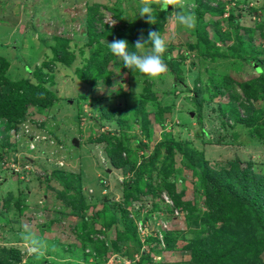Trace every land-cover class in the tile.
<instances>
[{
  "label": "rangeland",
  "instance_id": "rangeland-1",
  "mask_svg": "<svg viewBox=\"0 0 264 264\" xmlns=\"http://www.w3.org/2000/svg\"><path fill=\"white\" fill-rule=\"evenodd\" d=\"M206 1L215 6L226 5L224 14L211 16L207 12L206 17L199 19L196 0H182L184 10L195 13V27L189 29L177 22L179 5L176 9L170 6L164 19L161 34L168 40L167 50L171 52V60H175L173 67L181 73L179 77L183 80H180L173 74V67L165 57L167 71L159 78L151 79L138 70L126 71L121 59L109 49V42L115 40L113 34L100 37L85 33L89 8L95 4L100 8L103 6L102 16L95 22L99 29L103 25L110 29L121 25L115 18V6L124 10L128 22H146V18L139 16L141 0H0V56L8 63L5 75L12 80L28 77L36 82L35 71L42 66L54 77L55 84L50 87L58 92L51 106L41 109L30 106L29 117L8 132L11 145L0 147V248L20 249L22 260L18 264H147V261L139 263L143 257L135 240L125 244L120 242V250L110 249L99 258L85 255V252L95 253L105 237L97 233L95 237L99 238L88 240L86 248L78 230L82 225L87 229L100 228L101 224L91 219L93 213L102 207L104 195L110 194L113 201H120L123 198L122 183L134 176L133 171L123 173L122 169L111 167L106 155L107 142L98 141L102 134L112 135L118 141L123 140L124 144L127 142L137 164L141 163V154H151L167 134L178 141H193L198 151L203 152L216 168L238 156L242 158L243 166L251 159L255 162L254 170L264 173V147L258 144V139L249 138L245 129L234 133L233 128L224 127L218 117L219 102H228L229 98L219 100L216 97L206 101L200 119L192 93L197 84L205 87L212 78L227 75L237 81H249L264 71V36L259 26L264 23V0ZM149 2L152 10L153 4L155 7L160 5L155 0ZM236 3L248 10L254 8V12L245 13L241 18L244 26L255 27L253 36L244 28L240 33L245 41H252L253 47L261 49L259 57H252L249 61L235 57L215 61L203 58L201 53L207 46L205 42L201 49L191 47V43L201 41L198 27H205L210 41L224 49L229 50L237 41L228 21L231 7ZM215 20L217 22H213ZM219 31L223 34L221 38ZM59 37L68 38V48L75 52L76 59L71 65L55 60L54 47ZM100 42L105 46L102 50L98 48ZM151 47L146 44L145 51ZM105 53L112 56L110 72L106 71L97 82H85L77 68L85 65V58L102 57ZM254 64L262 67H254ZM232 91L227 89L223 95ZM146 92L154 93L156 97H147L142 104V95ZM254 104L256 108L264 109V99L254 100ZM201 127L206 133L199 132ZM147 128L151 130L150 138ZM4 129L3 126L0 128V141L4 139ZM75 137L80 140L79 146L73 142ZM29 145L32 151L26 149ZM176 158L180 160L181 157L177 155ZM18 165L20 169L14 171ZM54 170L81 176L82 181L76 185H82L94 204L87 209L86 219L72 216L70 209H65L57 195L65 188L59 180L52 178L49 183L45 180ZM103 181H107V186L103 187ZM194 181V176L187 173L184 184L176 181V192L184 191L181 200L192 201L202 213H206L208 209L196 195ZM9 193H13V197L6 202ZM166 196L169 197L168 192L164 191L156 197L146 192L142 199L132 203V214L140 212L142 217L155 204L163 208L155 210L142 230L139 228L142 248L151 252L150 244L143 238L148 234L155 235L158 228L163 229L164 220L165 229L172 230L176 238L172 249L162 254L154 253L153 262L148 264H195L192 251L187 247L190 240L198 233H204L212 238L210 241L217 243L218 232H210L208 226L189 224L188 211L176 202L179 196L172 197L169 204ZM19 199L23 202L21 208L16 204ZM222 224H218V230ZM107 230L109 244L116 239L117 232L112 226ZM234 234L236 238L243 237ZM161 235L163 237L164 233ZM262 257L264 259V253Z\"/></svg>",
  "mask_w": 264,
  "mask_h": 264
},
{
  "label": "trees",
  "instance_id": "trees-1",
  "mask_svg": "<svg viewBox=\"0 0 264 264\" xmlns=\"http://www.w3.org/2000/svg\"><path fill=\"white\" fill-rule=\"evenodd\" d=\"M196 3L199 19L206 17L207 12L211 16H215V14L223 15L226 9L224 4L215 6L206 0H196ZM153 6L152 13L155 17V24L140 21L136 23L128 22L124 10L119 6H115V18L120 20L121 25H117L115 29L103 25L99 29L95 22L98 17L100 19V16H102L100 11L103 6L100 8L98 4H95L94 7L89 8L88 27L85 33L100 37L113 34L115 39H127L129 50L135 51L133 45L141 31L146 39L150 29L162 33L164 19L169 9L164 11L161 7H157L160 6L158 4L156 7L154 4ZM249 8L251 11L241 4L231 7L228 21L230 27L235 31L237 41L231 45L229 50L216 46L215 41L211 42L205 27H198V39L201 41L191 43V47L201 49L203 42H205L207 46L202 48L203 53H201V56L209 58L210 61L227 57L239 58L242 61H249L252 57L257 59L261 49L257 50L253 47L252 41H245L240 33L242 28L247 30L251 36L255 32V27L244 26L241 21L243 14L254 12V8ZM213 22H217V20ZM259 26L261 27V35L264 36V23ZM221 35L223 34L219 31L218 36ZM57 39L58 43L54 47L55 60L71 65L76 59V55L68 48L69 39L60 37ZM103 44L100 42L98 46L100 50L104 49ZM147 45L152 46L150 43ZM109 53H105L102 57L89 56V58H85V65L77 68L78 74L85 82H97L106 71L110 72L109 64L112 56ZM170 53L167 50L164 57L169 62V66L173 67L175 60L169 58L171 57ZM7 65V61L0 56V128L2 126L5 128L4 139L0 141V147L11 145L8 132L29 117L30 106L39 109L46 108L51 106L58 97V92L50 87V84H55L54 77L44 67H37L35 71L37 81L34 82L28 77L20 80L8 78L4 73ZM45 65L51 68L50 64L45 63ZM122 65L124 70L132 71L124 67L123 61ZM255 66L262 67L257 64H254ZM172 69L173 74L178 79L183 80L182 77H179V74H181L179 70L174 67ZM227 89L233 91L230 94L223 95ZM238 89L243 95L239 93ZM192 93L194 94L193 99L196 102L200 119L206 101H212L216 97L219 100L228 97V102H219L217 107L218 117L221 118L222 125L233 128L234 133L240 129L247 130L249 138L254 136L258 139V144L264 147V109L256 108L254 104V100L264 99V71L249 81H237L227 75H222L221 78L215 80L212 78L205 87L201 86L200 83L197 84L192 89ZM142 96L144 97L140 102L142 104L147 97H156L151 92L143 93ZM146 132L150 138L149 132L151 130L147 128ZM199 132H205V129L201 127ZM199 132L198 136H201ZM115 138L112 135L102 134L98 141L107 142V149H105L111 167L120 168L123 173L133 171L134 176L122 183L123 198L120 201H113L110 194L104 195L102 207L93 213L91 219L94 223L99 222L101 224L100 228L87 229L88 227L82 225L81 229L78 230L83 246L86 248L88 240L95 241L94 239L99 238L95 237L97 233H102L105 237L100 241L95 253L85 252L86 256L94 255L99 258L107 254L110 249L120 250V242L125 244L129 240H135L143 257L139 263L147 261L148 264V262H153L154 253L162 254L166 250L172 249L176 238L170 229L162 231L164 233L163 240L155 235H149L145 239L147 244L151 246V252H148L144 247L142 248L143 242L139 235V222L145 223L153 217L152 213L155 210L163 208H159L158 204H155L144 217L140 215V212H136V215L131 212L133 201L142 199L146 192L156 197L167 190L173 198L179 196L176 202L188 211L189 224L203 225L205 228L208 226L210 232H218L217 243L210 241L212 238L204 235V233H198L195 238L190 240L187 247L192 251L195 264H264L262 257L264 253V173L254 170L255 162L253 160H247L246 165L243 166L242 158L237 156L229 160L226 165L216 168L203 152L198 151L193 145V141H178L164 134V139L155 145L152 153L141 154V163L137 164L136 157L132 155L133 151L128 143L124 144L123 140L118 141ZM26 149L32 151L30 145L26 146ZM124 152H126L125 156L123 155ZM177 155H180V160H177ZM177 164H181V166H177ZM187 173L195 178L194 190L202 200V204L207 207L206 213H202V210L196 207L192 201H182L181 196L184 191H181L182 193L176 192V181H181L184 184ZM52 178H56L65 186L57 194L63 201L65 209H70L72 216L86 219L87 209L92 205L94 206V204L91 203L90 198L88 199L82 185H76L77 182L82 181L81 176L64 170H54L47 174L45 180L49 183ZM102 184L103 187L107 186V181H103ZM12 197L13 193H9L5 201H11ZM16 204L18 208H21L23 202L19 199ZM219 223L223 224L218 230ZM110 226L115 228L117 236L116 239L107 244V232L109 231L107 229ZM234 233L242 235V239L236 238L237 235ZM21 260L22 252L20 249L14 247L0 248V264H18Z\"/></svg>",
  "mask_w": 264,
  "mask_h": 264
},
{
  "label": "clouds",
  "instance_id": "clouds-1",
  "mask_svg": "<svg viewBox=\"0 0 264 264\" xmlns=\"http://www.w3.org/2000/svg\"><path fill=\"white\" fill-rule=\"evenodd\" d=\"M155 2L159 3L164 11H167L170 6L171 8L176 9V6L179 5V10L176 11L177 22L189 29L195 27V13L184 10L185 5L182 0H155ZM141 3L142 6L140 8L139 16L146 18L147 23L155 24V17L152 13L149 0H141ZM149 43L152 47L145 51V45ZM133 46L135 51H130L127 39H115L112 42H109L110 51L113 55L119 57L123 61L124 67L132 71L138 70L139 73L151 79L159 78L167 71L164 53L167 50L168 40L160 33V31L150 29L148 31L147 39L141 31ZM164 192L168 191L164 190ZM168 195L169 198L172 199V195L169 192ZM163 230H165V228L162 229L161 232ZM148 236L146 238H148ZM155 236L158 235L155 234Z\"/></svg>",
  "mask_w": 264,
  "mask_h": 264
},
{
  "label": "built area",
  "instance_id": "built-area-1",
  "mask_svg": "<svg viewBox=\"0 0 264 264\" xmlns=\"http://www.w3.org/2000/svg\"><path fill=\"white\" fill-rule=\"evenodd\" d=\"M32 147H33V144H32ZM13 166H15V165H13ZM20 165H18V166H16V168H15V170H19L20 169ZM166 201L167 202H169V203H172V200L169 198V197H167L166 196ZM178 213V211L176 210V214ZM146 222H148V221H146ZM143 222H139V228L142 230V226H143ZM167 226V224H166V222H165V220H164V222H163V229L165 228ZM161 228L160 229H158L156 232H155V234L156 235H158V237H159V239H161V240H163V237H162V235H161ZM159 234L161 235V236H159ZM145 240V238H143V241ZM137 257V256H136ZM137 259H140V256L139 257H137Z\"/></svg>",
  "mask_w": 264,
  "mask_h": 264
},
{
  "label": "water",
  "instance_id": "water-1",
  "mask_svg": "<svg viewBox=\"0 0 264 264\" xmlns=\"http://www.w3.org/2000/svg\"><path fill=\"white\" fill-rule=\"evenodd\" d=\"M192 114L194 115V112H192ZM73 142H74V144L77 145V146L80 145V140H79L77 137H75V139L73 140Z\"/></svg>",
  "mask_w": 264,
  "mask_h": 264
}]
</instances>
